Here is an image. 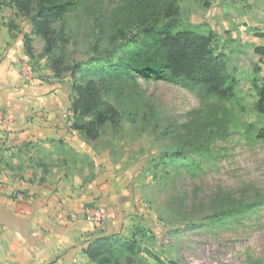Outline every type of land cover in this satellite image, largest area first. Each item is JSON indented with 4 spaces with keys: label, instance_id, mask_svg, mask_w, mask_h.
I'll return each mask as SVG.
<instances>
[{
    "label": "rangeland",
    "instance_id": "rangeland-1",
    "mask_svg": "<svg viewBox=\"0 0 264 264\" xmlns=\"http://www.w3.org/2000/svg\"><path fill=\"white\" fill-rule=\"evenodd\" d=\"M123 1L85 0L70 14L67 26L74 38L69 48L76 60L86 62L93 54L96 16L112 19ZM181 11L184 22L202 24V30L214 29L220 35L237 80L234 99L205 102L179 83L139 75L136 82L130 81L123 99H115L123 111L137 109L136 120L126 117L116 127L108 124L93 141L78 131L77 148L35 146L32 156L26 154L16 163L11 155L6 157L0 143V169L16 172L25 181L60 178L86 188L105 180L125 189L134 208L121 217L117 233L129 237L136 226L147 231L144 246L151 252L142 253V264H264V138L259 137L264 115L255 110V83L264 76V0H183ZM11 22L18 28L9 30ZM26 35L34 40L35 56L14 63L10 88L59 83L72 95L71 75L55 77L47 57L41 56L45 41L32 33L30 19L1 3L0 53L21 43L26 54ZM35 79L39 85L33 84ZM208 104L219 113L226 111L228 132L215 137L208 150L188 146L186 158L171 160ZM3 105L0 121L9 107ZM149 110L155 117L148 120ZM69 115L73 122L72 109ZM167 126L173 128L168 135L154 131ZM101 207L108 213L106 206ZM222 211L229 215L217 222Z\"/></svg>",
    "mask_w": 264,
    "mask_h": 264
},
{
    "label": "trees",
    "instance_id": "trees-1",
    "mask_svg": "<svg viewBox=\"0 0 264 264\" xmlns=\"http://www.w3.org/2000/svg\"><path fill=\"white\" fill-rule=\"evenodd\" d=\"M182 1L124 0L112 19L97 15V39L86 62L73 56L69 46L74 37L67 26L70 14L84 6L85 0H0V4H10L30 19L32 33L45 41L41 56L47 57L55 77L71 75L72 128L93 141L103 135L108 124L116 127L126 117L136 120L138 110L123 111L115 99H123L128 84L136 82L139 75L179 83L205 102H228L236 97L237 80L220 45V35L214 29L202 30V24L184 22ZM7 26L9 30L18 28L14 22ZM24 41L26 55L34 58V40L26 35ZM104 45L107 47L102 50ZM255 88V110L264 115V76L257 79ZM202 111L203 115L181 138L171 160L186 158L188 146L208 150L215 137L228 132L226 111L219 113L210 104ZM153 117L154 111L149 110L145 118ZM172 129L167 126L154 131L165 136ZM259 137L264 138V129ZM59 144L66 147L64 141ZM228 215L222 211L215 220L221 222ZM147 237L141 226H136L129 237L102 232L91 240L85 252L95 264H142V253L151 252L144 246Z\"/></svg>",
    "mask_w": 264,
    "mask_h": 264
},
{
    "label": "crops",
    "instance_id": "crops-1",
    "mask_svg": "<svg viewBox=\"0 0 264 264\" xmlns=\"http://www.w3.org/2000/svg\"><path fill=\"white\" fill-rule=\"evenodd\" d=\"M22 48L16 43L0 53V104L9 106L0 121V143L14 163L26 154L32 156L35 146L61 147L59 141L72 148L80 144L70 120L72 102L67 87L57 83L10 88L14 63L28 60ZM20 179L16 172L0 169V264H95L85 252L91 240L103 230L117 233L121 217L134 208L125 189L105 180L81 188L78 181L60 178ZM18 192L23 196L16 197ZM94 206L107 207L109 217L102 226L89 216L88 209Z\"/></svg>",
    "mask_w": 264,
    "mask_h": 264
},
{
    "label": "built area",
    "instance_id": "built-area-1",
    "mask_svg": "<svg viewBox=\"0 0 264 264\" xmlns=\"http://www.w3.org/2000/svg\"><path fill=\"white\" fill-rule=\"evenodd\" d=\"M91 220L98 226H102L108 219V213L104 207L94 206L88 209Z\"/></svg>",
    "mask_w": 264,
    "mask_h": 264
}]
</instances>
